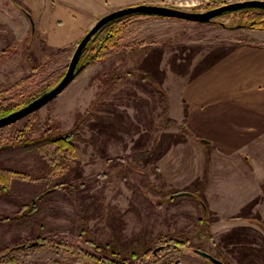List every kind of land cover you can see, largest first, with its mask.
Segmentation results:
<instances>
[{
  "label": "rangeland",
  "instance_id": "rangeland-1",
  "mask_svg": "<svg viewBox=\"0 0 264 264\" xmlns=\"http://www.w3.org/2000/svg\"><path fill=\"white\" fill-rule=\"evenodd\" d=\"M147 1L196 12L237 0ZM22 8L32 14L33 28ZM34 8L21 0H0V105L41 95L56 85L86 33L55 46L45 33L47 16ZM251 12L255 10L233 11L213 22L125 18L119 40L124 48L92 62L83 55L79 63H89L57 96L17 120L12 130L1 127L0 144L7 143L13 130L25 122H30L28 135L37 138L43 132L52 136L66 132L79 119V168L70 180L82 185L74 193L51 189L43 193L49 183L13 180L6 191L0 189V252L29 245L19 263L75 264L73 254L38 244L49 239L97 256L109 255L113 246L117 257H126L132 264L165 260L211 264L195 254V248L226 264H264V30L238 27ZM232 43L239 46L190 80ZM155 46L163 49L157 65L162 74L149 56ZM174 64L187 74L174 71ZM146 71L149 78L142 79ZM160 77L167 117L149 87V80ZM186 103L187 116L183 114ZM98 104L97 112L107 116L102 122L92 115ZM207 151L203 198L208 210L203 212L194 194L177 193L200 189L194 183L203 176ZM0 154L3 165L19 171L37 173L43 167L35 151L19 145ZM112 156H121V163H108L106 158ZM122 168L125 178L118 173ZM36 194H47L38 213L14 219ZM252 201V208L242 213L248 216H240L241 208ZM81 213L88 218L84 231ZM83 238H92L94 244ZM185 240L189 245L176 243ZM142 245L158 249L153 254H130Z\"/></svg>",
  "mask_w": 264,
  "mask_h": 264
},
{
  "label": "trees",
  "instance_id": "trees-1",
  "mask_svg": "<svg viewBox=\"0 0 264 264\" xmlns=\"http://www.w3.org/2000/svg\"><path fill=\"white\" fill-rule=\"evenodd\" d=\"M19 2V1H18ZM20 5V4H19ZM22 7V5H20ZM23 13L26 15H30L32 17V14L25 10L24 8L21 9ZM251 12V14L248 15L246 18V23L245 24H240L238 27H247L250 29H259V30H264V9H257V8H246V9H241L240 11L243 12H249V11H254ZM230 13V12H228ZM227 14V13H226ZM164 17L160 16L157 14H135L131 16H125L121 18H117L106 25H104L102 28H100L95 35L91 38V40L88 42L86 45V48L84 52L81 55L80 61L83 57V55L86 56V58L90 59L89 62L96 61V60H101L102 58H106L108 56H111L115 53H117L121 48H124L123 46L120 45L119 40L121 37L122 32L124 31L122 21L125 18L131 19L132 17ZM239 45L238 44H233L230 46L228 50L225 52L220 53L219 55L215 56L213 59H211L209 62H206L201 68L196 71V73H193L190 77V80L197 77L199 74H201L202 71H204L206 68H208L212 63L223 57L224 55L230 53L231 51L235 50ZM222 46L219 47L218 51L221 49ZM150 55L153 56L155 59V68L159 71V73L162 74V72L158 69L157 65L163 56V49L160 47H153L151 50H149ZM146 54L147 52L143 55V60L146 61ZM2 56H0V59ZM88 61L85 60V62H80L79 65L82 66V69L86 66ZM171 65H173V62H170ZM176 67H173V70L180 73L181 75H186L187 72L186 70H178V67L176 64H174ZM142 79L149 78V71H146V73H142ZM145 75V76H143ZM161 78L159 80H156L153 78V80H149V87L152 89L151 95L155 100H157L161 105L163 104L162 108V113L167 115L168 112V102H167V96L166 93L159 88V83L161 82ZM148 81V79H147ZM154 84H156L158 87H156ZM43 90V89H42ZM41 90V92H42ZM40 92V93H41ZM38 93L30 94L27 97L22 98L23 101L17 102V103H12L8 105H0V118L3 116H6L7 114L21 108V106L26 105L30 101L34 100L40 94ZM99 104L93 109L94 112H92V115L96 117L98 120L102 122V119L107 117L104 116L103 114H99L97 112L99 108ZM183 114L185 116L188 115V105L187 103L184 105L183 109ZM167 117V116H166ZM17 121L8 124L2 129H13L14 128V123ZM79 119L77 122L74 124V126L63 133H57L56 135H51L50 132H43L40 136L35 137H30L28 135L29 133V127L28 124L30 122H25L24 126L21 127L19 130H16L17 133L14 135V130L13 133L12 131L9 133H12V135L9 137V140L7 143L1 141V146H0V152L6 151L9 149L10 146L14 145H19L22 149H32L38 154V157L43 163V167L39 170H37V173H29L26 171H19L17 169L10 168L8 166H5L1 163L0 161V189H3V191H6L9 185L12 184L13 180H25L26 182L33 183L35 181H39L43 184L44 183H49L47 184L49 188L46 186V189L43 193L48 191L49 189L54 190V191H66L70 193H74L79 189V187L82 185L78 181H71L70 176L72 172L76 169H78V159L76 156V149H77V141L82 140L81 136V125L78 124ZM27 135V136H26ZM177 137L181 140H185V136L181 134H177ZM2 154V153H1ZM0 156L2 157V155ZM144 152H140L139 155H143ZM209 152H206V163L204 166V173L203 176L198 179L195 183L194 186H199L200 189L196 190L195 192L197 193H191V195L194 194L195 197H197L198 202L201 205V208L203 212L206 211L207 206L203 198V188L206 186L207 181H208V160H209ZM122 157L121 156H112L106 158L108 163H121ZM135 160L136 157H134ZM153 170L157 173V176L160 178L161 176L158 174L159 170L156 166L153 167ZM125 170L122 168L121 170L118 171L123 178H125ZM41 184V185H42ZM46 185V184H44ZM131 186V185H130ZM41 193V194H43ZM39 194V195H41ZM37 195V194H36ZM35 196L33 199H31L29 202L26 204L22 205L21 208L16 212L14 215V219H28V216H33L38 213V209L41 208L40 203H42L45 200V197L47 194H44L42 197L41 196ZM174 194H170V197L172 198ZM41 197V198H40ZM253 201L247 203L241 208L240 216L246 209L250 210L252 208ZM208 210V209H207ZM84 213V212H83ZM257 213V212H256ZM255 215V214H254ZM110 216V213L107 215V217ZM242 216H248V215H242ZM256 216V215H255ZM11 218V217H10ZM82 220V228L81 230H85L86 223L88 222L87 216L83 215L81 213V218ZM80 235H83V233H80ZM92 238H83L84 241L92 242ZM177 240V239H176ZM42 245L46 247H52L55 246L56 248H60L63 251L69 252L73 254V262L75 264H79L80 261L86 260L87 262H92L91 264H132L131 262L128 261L126 257H117L118 251L115 250L113 246H111L109 250V255L105 256H97L92 252H88L84 249H82L80 246L73 245L67 242H64L63 240H58V241H50L49 239H43ZM178 245H189V241L185 240V243L181 244L179 241H176ZM29 246V245H28ZM27 245H18L15 247H11L6 249L5 251L0 252V264H22L17 261L18 257L21 254H24L25 251L29 250ZM177 246V245H176ZM127 250V249H126ZM143 253L144 255L153 254V249H149L148 245H142L140 248L137 250H130V254L134 255V257L138 256V254ZM115 254V256H114ZM176 263V262H175ZM172 262H168V260L163 261L161 264H175ZM178 264V262L176 263Z\"/></svg>",
  "mask_w": 264,
  "mask_h": 264
},
{
  "label": "water",
  "instance_id": "water-1",
  "mask_svg": "<svg viewBox=\"0 0 264 264\" xmlns=\"http://www.w3.org/2000/svg\"><path fill=\"white\" fill-rule=\"evenodd\" d=\"M246 8H257L264 9V0H237L232 2H227L205 11H185L178 8L158 5V4H150V3H140L136 5H129L127 7L118 8L108 12L107 14L101 16L82 36V38L77 43L74 52L70 58V61L67 66L66 72L63 74L60 81L51 87L49 90L42 93L40 96L30 101L26 105L21 108L7 114L0 118V128L11 124L42 107L45 103L52 100L55 96H57L82 70V66L79 65V61L82 53L84 52L86 45L91 40V38L95 35V33L102 28L107 23L121 17L131 16L135 14H157L164 17H174L180 18L192 22H213L214 18L224 15L228 12H233ZM31 26H34V20L30 15H27ZM207 141V140H203ZM191 195L189 192H180L177 195ZM158 248H155L153 252H156ZM193 252L203 258L209 260L211 264H226L221 259L215 257L214 255L200 250L193 249Z\"/></svg>",
  "mask_w": 264,
  "mask_h": 264
},
{
  "label": "crops",
  "instance_id": "crops-1",
  "mask_svg": "<svg viewBox=\"0 0 264 264\" xmlns=\"http://www.w3.org/2000/svg\"><path fill=\"white\" fill-rule=\"evenodd\" d=\"M44 17L48 41L55 46L81 36L103 15L138 0H21ZM149 3L150 1L141 0ZM83 36V35H82Z\"/></svg>",
  "mask_w": 264,
  "mask_h": 264
},
{
  "label": "flooded vegetation",
  "instance_id": "flooded-vegetation-1",
  "mask_svg": "<svg viewBox=\"0 0 264 264\" xmlns=\"http://www.w3.org/2000/svg\"><path fill=\"white\" fill-rule=\"evenodd\" d=\"M38 244H42L41 242H38Z\"/></svg>",
  "mask_w": 264,
  "mask_h": 264
}]
</instances>
